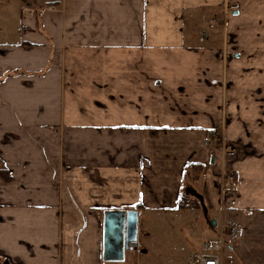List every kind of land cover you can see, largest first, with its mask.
I'll list each match as a JSON object with an SVG mask.
<instances>
[{
	"label": "crops",
	"instance_id": "obj_1",
	"mask_svg": "<svg viewBox=\"0 0 264 264\" xmlns=\"http://www.w3.org/2000/svg\"><path fill=\"white\" fill-rule=\"evenodd\" d=\"M6 5L0 264L126 261L104 258L105 212L179 209L196 185L214 231L243 230L223 264H264V124L245 123L264 117V0H0L1 22ZM219 101L245 149L226 162Z\"/></svg>",
	"mask_w": 264,
	"mask_h": 264
},
{
	"label": "rangeland",
	"instance_id": "obj_2",
	"mask_svg": "<svg viewBox=\"0 0 264 264\" xmlns=\"http://www.w3.org/2000/svg\"><path fill=\"white\" fill-rule=\"evenodd\" d=\"M6 6L8 9L12 10L8 12L7 19L4 20V22L0 21V25L5 23V29L11 32L20 26V14H17L18 11L15 10V8H17L16 6ZM208 23L209 22H206V26H209ZM11 34L13 33L11 32ZM4 38L5 37H2V39ZM7 38L10 37L7 36L6 39ZM221 76L222 73H220L218 77L221 78ZM225 105L222 101L218 102V122L216 127H213L214 132L210 135L214 145L219 146L224 153V156L221 158L223 162H226V157L229 160L237 159L239 151L244 152L245 150L244 144L240 146L237 144H229L228 126L231 122L238 121V118H230L228 106L226 107ZM245 123L247 125L251 124L253 127L256 126V124L263 125L264 117H248ZM246 149H248V147H246ZM222 172V175L225 176L224 178H227L226 176L236 175V172L227 166L224 167ZM186 186H189V184L187 183ZM229 188H232V186ZM187 190L191 192L189 195L191 194L192 197L198 200V208L156 211L138 210L140 211L139 248L134 252L129 250L127 252L128 258L126 261L113 262L112 264H190V258L193 254L209 253L210 249L208 245L220 241L219 236L224 226L219 228L220 234L214 231L216 229L213 224L214 221H216V223L218 222L221 226L219 213L214 212V210L210 211L206 208L198 192L200 188H197V185L195 189L193 187H188ZM134 255L137 257L135 258Z\"/></svg>",
	"mask_w": 264,
	"mask_h": 264
},
{
	"label": "water",
	"instance_id": "obj_3",
	"mask_svg": "<svg viewBox=\"0 0 264 264\" xmlns=\"http://www.w3.org/2000/svg\"><path fill=\"white\" fill-rule=\"evenodd\" d=\"M214 162V158H212ZM216 225V221L213 222ZM139 212L107 211L104 214V258L124 260L125 252L138 248Z\"/></svg>",
	"mask_w": 264,
	"mask_h": 264
},
{
	"label": "built area",
	"instance_id": "obj_4",
	"mask_svg": "<svg viewBox=\"0 0 264 264\" xmlns=\"http://www.w3.org/2000/svg\"><path fill=\"white\" fill-rule=\"evenodd\" d=\"M225 186H236L235 176H226ZM242 228L236 224H228L221 230L220 241L208 245L209 253L199 254L195 253L190 258V264H223V252L229 242H236L242 235Z\"/></svg>",
	"mask_w": 264,
	"mask_h": 264
},
{
	"label": "trees",
	"instance_id": "obj_5",
	"mask_svg": "<svg viewBox=\"0 0 264 264\" xmlns=\"http://www.w3.org/2000/svg\"><path fill=\"white\" fill-rule=\"evenodd\" d=\"M204 166L201 163H193L188 166V176L192 180H198L200 178L201 173L203 172ZM0 174L4 175L5 170L0 168ZM199 202L197 199L190 197L188 194H182L178 201L179 209H190V208H198Z\"/></svg>",
	"mask_w": 264,
	"mask_h": 264
},
{
	"label": "flooded vegetation",
	"instance_id": "obj_6",
	"mask_svg": "<svg viewBox=\"0 0 264 264\" xmlns=\"http://www.w3.org/2000/svg\"><path fill=\"white\" fill-rule=\"evenodd\" d=\"M138 249V248H137ZM137 249H133V250H130V251H136Z\"/></svg>",
	"mask_w": 264,
	"mask_h": 264
}]
</instances>
